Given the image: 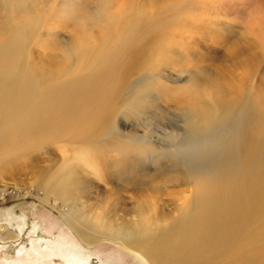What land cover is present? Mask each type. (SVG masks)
<instances>
[{
	"label": "rangeland",
	"instance_id": "obj_1",
	"mask_svg": "<svg viewBox=\"0 0 264 264\" xmlns=\"http://www.w3.org/2000/svg\"><path fill=\"white\" fill-rule=\"evenodd\" d=\"M177 31L184 33L183 40L177 38L184 50L182 54L175 51L172 58L178 55L176 58L180 61L184 58L182 61L187 65H179L182 70H172L171 80H163L160 78V68L173 65L168 63L171 59L161 55L158 49V53L153 54L151 64L155 66L139 75L136 71L130 77L143 80L136 100L128 102V93H122L114 104L119 107L117 115L109 118L108 123L104 118L97 124L100 141L108 134L109 125L116 128L123 124L125 129L122 134L126 135L123 138L127 144L131 145V142L145 135L154 136L150 140L158 148L165 146L164 140L170 145L178 143L179 139L172 142V138L162 135H170L176 127L185 124L187 119H181L177 113L190 116L189 122L195 120L193 123L196 125L193 127L197 128L204 126L207 119H212L218 114V109L224 110L226 106L212 108L203 117L187 110H175V103L168 106L164 103V97H174L175 92L182 90L184 98L188 99L186 91L194 89L200 81L198 79L217 81V76L221 78L218 75L221 71L227 74L228 85L230 73H235L233 77H236L232 84H236V80L238 83L236 97H223L230 103L229 108L235 111L232 113L234 118L241 120L247 117L250 124L254 111L259 109L264 114V98L259 95L262 93L264 96L261 84L264 85V79H260L264 72V0H0V46L3 42H10L13 47L23 46L14 62L18 67L17 73L3 80L6 91L11 93L8 95L9 105H15L24 88L42 77L54 79L58 75H67L71 79L67 87L75 86L80 81L86 84L89 72L86 61L83 64L84 55L81 57V53H95L102 46L111 48L112 44L117 46L121 42L117 49L118 60L123 57L128 59L131 54H127L131 50L146 48L141 44L148 42L151 46L150 43L155 39L154 45L158 48L160 41L170 36L172 38ZM82 36H90L91 42L78 45L84 42L79 39ZM241 48H249L253 54L246 68L250 70L251 65V69L257 66L258 72L248 78L246 70L236 69L234 63L235 60L244 62L239 53L234 54ZM242 72L245 73L246 84L251 82L253 86L242 85L239 80ZM95 73H99L98 64ZM192 75L198 79L193 80ZM68 79L63 78L62 83ZM216 94L218 96V90ZM191 101L194 100L191 98ZM258 104L260 108H257ZM161 105L176 113L171 114ZM231 130L232 127H221L216 136L226 139V133H231ZM158 137L162 141L154 142ZM82 140L86 143L95 142L89 137ZM66 141L67 138H61L48 141L45 145L39 142L44 146L10 162L8 157L7 163L2 165L0 264H147L138 253L126 250L110 240H98L92 246L85 245L70 227L61 209L55 206L58 204L54 200L48 203L41 200L42 191L38 184L41 172L49 170L50 165L59 166L65 159H69L72 165L82 166L84 163L85 157L79 151H68ZM187 141L191 143V140ZM61 146L66 148L62 150ZM172 150L174 154L177 153L176 148ZM172 157L170 154L152 161L136 160L134 163L138 168L129 171L140 179L126 185L127 189L122 185L125 198L135 203L138 199L135 192L139 191L138 195L146 191L151 194V189H155L159 195L154 193L153 206L160 215H177L178 208L183 204H188L187 208L192 209L194 191L205 178L207 173L204 171L208 169L209 162L197 172L183 171L184 176H178L175 181L173 175L166 172L159 174L164 167L169 169L174 160ZM122 158L126 161L124 156ZM208 160L205 157V162ZM83 167L87 177L103 190L110 189L116 183L108 184L100 178L104 172L96 169L95 163L89 165L85 161ZM98 192L94 189L93 195L102 196ZM263 223L264 219L257 226L262 228ZM6 225L9 226L7 231L14 232V238L9 241L1 233L4 232L1 228ZM237 244L232 253L228 249L219 251L216 264H264V233L252 235L251 239L241 236Z\"/></svg>",
	"mask_w": 264,
	"mask_h": 264
},
{
	"label": "bare ground",
	"instance_id": "obj_2",
	"mask_svg": "<svg viewBox=\"0 0 264 264\" xmlns=\"http://www.w3.org/2000/svg\"><path fill=\"white\" fill-rule=\"evenodd\" d=\"M172 36L160 41L158 48H155V39L150 43L151 46L148 42L141 44L146 48L131 50L127 54H131L128 59L123 57L118 60L117 49L121 42L117 46L112 44L111 48L102 46L95 53H81V57L84 55L83 64L86 61L89 72L86 84L80 81L75 86L67 87L71 80L67 75H58L54 79L42 77L36 83L28 84L13 106L9 105L11 93L6 91L3 80L17 73L18 67L14 62L23 46L13 47L10 42H3L0 46V169L8 160L10 162L42 147L48 141L67 138L68 151H79L86 158H83L84 163H95V168L104 172L100 178L108 184L116 182L110 189L103 190L87 177L84 163L82 166L72 165L69 159L57 167L50 165L49 170L40 174L38 184L42 191L41 200L45 203L54 200L58 204L55 206L61 209L64 218L85 245L92 246L98 240H110L126 250L138 253L150 264H216L218 252L227 249L234 252L239 237L251 239L252 235L264 233V223L262 228L257 226L264 219V114L259 109L254 111L250 124L247 117L241 120L234 118L232 113L235 111L229 108L230 103L223 97L237 96V80L236 84H232L235 73L228 75L229 85L227 74L223 71L218 74L221 78L217 76L214 82L192 75L193 80L200 81L194 89L186 91L188 99L184 98L182 90L175 92L174 97H164V103L168 106L175 103V110H187L203 117L212 108L226 106L224 110L218 109V114L207 119L204 126L197 128L193 127L196 125L193 123L195 120L189 122L190 116L177 113L181 119H187L185 124L176 127L170 135L162 133L164 137L172 138V142L179 139L176 144L170 145L164 140L165 146L158 148L150 140L154 136L149 135L131 142V145L127 144L123 138L126 135L122 134L125 129L123 124L116 128L109 125L108 134L101 141L98 138L97 124L104 118L108 123L109 118L117 115L119 107L114 104L121 94L128 93V102L136 100L143 80L130 77L136 71L139 75L154 67L155 64L151 65L153 54L158 53V49L161 55L171 59L168 63L173 65L160 68V78L163 80H171L172 70H182L178 66L187 65L182 61L184 58L181 61L176 58L178 55L172 58L175 51L183 53L178 39L183 40L184 33L177 31ZM79 39L81 44L78 45L81 46L91 42L90 36ZM250 49L241 48L234 53L244 58V62L235 60L234 63L236 69L246 70L247 78L258 72L257 66L251 69V65L250 70L246 68L253 57ZM97 64L98 74L95 73ZM246 77L242 72L239 78L242 85L253 86L251 82L246 84ZM63 78L68 80L62 83ZM260 79H264V72ZM259 95L264 98L262 93ZM162 108L171 114L174 112L169 107ZM257 108H260L259 104ZM221 127H232L231 133H226V139L216 136ZM85 137L95 142L86 143L82 140ZM187 139L191 140L190 144ZM161 141L159 137L154 140ZM189 145L191 148L188 149ZM65 148L61 146L62 150ZM172 148H176L177 153L174 154ZM170 154L173 155V162L169 169L164 167L159 174L166 172L173 175L175 181L178 176H184L183 171L197 172L209 162L208 169L204 171L207 173L205 178L194 191V207L189 209L188 204H183L177 210L178 216L160 215L153 206L154 193L159 195L155 189H151V194L146 191L141 195H138L139 191H133L138 197L137 201L127 200L122 193V185L126 187L140 179L129 171L138 168L134 162L152 161ZM205 157L209 159L207 162ZM94 189L101 192L102 196H94ZM7 229L8 225L3 226L1 231L4 232L1 233L9 241L14 238V232Z\"/></svg>",
	"mask_w": 264,
	"mask_h": 264
}]
</instances>
